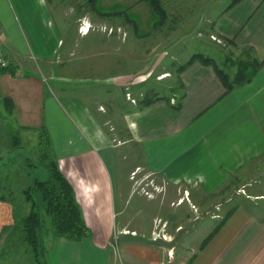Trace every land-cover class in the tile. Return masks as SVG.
I'll list each match as a JSON object with an SVG mask.
<instances>
[{
  "label": "crops",
  "instance_id": "0c3cea01",
  "mask_svg": "<svg viewBox=\"0 0 264 264\" xmlns=\"http://www.w3.org/2000/svg\"><path fill=\"white\" fill-rule=\"evenodd\" d=\"M63 1L0 0V36L6 55L16 68V74L0 73V161L6 163L8 159L11 166L19 167L14 160L16 150L33 142L46 125L59 166L72 183L85 221L92 229L91 236L79 241L57 237L52 232L45 253L48 264L168 263V249L148 238L151 229L143 227L147 225L144 218L141 226L134 227L132 217L121 221L130 206L128 199L134 191L131 175L137 167L141 170L144 166L145 171L158 176L166 192L168 187L185 189L189 192L187 198L191 195L190 200L196 205L207 196L233 187L234 178L238 188L257 190L246 194L245 199L264 200V191H259L264 189V64L251 82L228 91L213 65L195 60L184 68H176L179 90L185 93L180 108L174 105L181 95H170L164 90L160 94L170 96V101L160 99L134 108L125 104L127 101L122 105L113 100L110 106L104 94L123 86L118 78L131 73L128 69L111 70L95 77L83 73V69L75 72L74 67L79 66L73 61V43L70 40L66 45L64 35H70L62 31L54 12ZM67 1L77 5L72 9L76 8L81 20L77 24L79 38L85 39L89 32L82 33L87 29L81 30L82 26L95 25V19L87 16L90 12H83L88 9L87 0L79 5L82 0ZM198 2L202 12L209 13V22L219 36L248 53L251 48L254 56L264 60V0H240L229 7L231 1L220 12L214 7V0ZM142 4L148 3L144 0ZM188 6L187 0H178L177 10L183 13ZM96 23L98 27H121L103 20ZM106 42L119 49L121 39L114 35L101 39V45ZM149 46L147 51L151 54L150 43ZM106 87H110L107 92ZM4 99H10L12 104ZM120 104L124 107L122 122L129 143H134L144 156L143 166L137 164L125 179L120 145L114 143L105 127L106 123L119 122L116 117L122 116H116L115 111L122 108ZM7 105L11 106V113ZM254 179H260L257 185L253 184ZM183 194L182 203L186 202ZM0 195L7 196L0 198L1 252L15 220L11 195ZM164 198L161 203L168 200ZM234 207L227 223L192 264H264V216ZM118 232L124 240L115 248ZM16 250L23 254L22 249ZM1 262L27 264L18 258H0Z\"/></svg>",
  "mask_w": 264,
  "mask_h": 264
},
{
  "label": "rangeland",
  "instance_id": "374dc122",
  "mask_svg": "<svg viewBox=\"0 0 264 264\" xmlns=\"http://www.w3.org/2000/svg\"><path fill=\"white\" fill-rule=\"evenodd\" d=\"M145 1L148 4H142L144 0H101V3L95 6V10L87 2L88 9L83 12H90L87 16L95 19V25L88 24L89 34L85 39L79 38L81 34L77 30V24L81 23V20H79L76 8L72 9V6H77L74 1L64 0L59 10L54 9L62 31L70 35V38L66 34L64 35L67 38L66 45L68 46L70 40L71 44L73 43L75 54L73 61L79 66L74 67L75 72H81L83 69V73H89L95 77L102 76L111 70L124 71L128 69L131 73L118 78V81L122 80L124 85H121L123 86H116V89L104 94V97L107 98L105 102L108 105L112 106L113 100L116 102L119 100L122 105L127 101L125 104L138 108L139 101L146 94L154 96V92L163 93V90L170 95H181L176 81V68L195 53L212 56L217 63H220L226 56L232 59L249 57L247 50L238 48L220 38L214 31L213 24L209 22V13L202 12L199 0H196L194 6L193 0H187L189 9L185 8L183 13L177 10L178 0H160L164 9L163 14L157 12L149 0ZM231 1L214 0L216 2L214 7L217 12H220ZM78 2V5L83 2L85 4L86 0ZM116 12L118 14H115ZM97 20H103L111 25L119 23L121 27H98L96 26ZM84 31L82 30V33ZM112 35L115 39L120 37L119 49H114L116 46H108L107 42L101 45L102 38ZM96 38H98L97 41H95ZM149 43L152 49L151 54H148L147 51L150 47ZM145 50L147 53H144ZM114 80L116 81V78ZM108 89L110 87H106L105 92ZM123 108H118L115 111L116 116H122L116 117L119 122L106 123L105 127L114 137V143L120 145V166L122 179H125L127 172L137 164L143 166L144 156L142 150L140 153L134 143H129L128 131L122 122ZM41 134L42 132H38L35 140L32 139L33 142L27 144L23 149L16 150L14 160L18 161L19 167L11 166L8 159H5L6 163L0 161V194H10L14 203L22 205L23 214L30 209L29 204L25 202V190L33 185L32 177H36L38 180H46L49 177V171L42 159L44 151L48 147L46 143L53 141L49 130L43 136L44 143H42ZM141 165L140 167H142ZM137 168L135 176L133 173L131 175L134 191L128 199L130 206L127 212L123 213L121 221L124 222L125 218L132 217L135 220L132 223L134 227L141 226L140 223L144 218L147 225L143 227L151 229V235L148 238L155 244H163L165 249H168V253L172 250L175 255L174 262L177 264L182 262L190 264L189 262L196 253L198 255L203 252L200 249L202 241L232 207L238 206L252 214L264 216V200L256 202L244 198L246 194L257 190H246L245 186L238 188L239 184L235 178L233 187L231 185L215 195L207 196L202 204L196 205L190 200L191 195L190 198H187L189 192L185 189L168 187L166 192V188H162L161 179L158 176L151 171H145L144 166L141 170L139 167ZM259 181L260 179H254L253 184L257 185ZM259 191L263 192L264 189H259ZM182 192L186 196V202L183 203ZM33 194L44 219L42 230L44 246L49 248L54 226L51 216L45 212V203L41 194L38 192ZM127 194L128 192L125 193L126 198L129 196ZM148 196L152 198H148ZM237 196L238 198H236ZM161 197H165V200L168 198V200H163L164 203H161ZM227 197L236 199L230 202ZM157 214L162 217L157 218L159 217ZM156 233L161 234L162 237L156 239ZM163 233L166 235L164 236ZM123 240L124 237L118 232L114 239L115 248ZM21 249L24 255L21 252H16L15 247L5 246L1 252L4 251L3 257L6 259L2 258L1 254L0 258L5 261L18 258V260H25L27 264H33L32 258L29 257L30 248L26 245ZM206 256L208 258V255ZM245 262L237 261L234 264H246ZM43 263L48 264L47 259Z\"/></svg>",
  "mask_w": 264,
  "mask_h": 264
},
{
  "label": "trees",
  "instance_id": "16d2710c",
  "mask_svg": "<svg viewBox=\"0 0 264 264\" xmlns=\"http://www.w3.org/2000/svg\"><path fill=\"white\" fill-rule=\"evenodd\" d=\"M149 1L157 12L163 14L164 9L160 0ZM239 1L240 0H232L229 7L234 6ZM87 2L91 8L95 10L98 0H87ZM115 14L118 13L116 12ZM220 38L234 45L233 41L226 39L222 35ZM249 51L251 53H249V57L247 58L239 57L232 59L226 56L220 63H217L212 56L203 53H195L185 64L178 68H184L195 60L204 64L213 65L227 90L231 91L251 82L264 64V60H259L252 54L251 48H249ZM4 72L16 74V68L12 64L7 68H0V73ZM184 96L185 93L181 94L180 101L178 100L174 105L175 108H180L181 100ZM160 99H167L170 101V96L161 95L160 92H154V96L146 94L144 98L139 101L138 107H146ZM4 100L6 103H10L9 105L12 104L10 99ZM7 109L9 113L12 112L11 106L8 107L7 105ZM39 131L42 132V143H44L43 136L45 133H48V129L44 125ZM46 144L48 147L44 151L42 160L49 171V177L46 180L35 179L33 185L25 190V202L30 206L27 213H22V205L14 203L15 221L11 231L6 235L5 241V243H7L6 246L15 247V249H21L27 245L30 248L29 257L32 258L33 264H44L43 262L46 260V247L44 246L42 238L44 219L39 211L38 202L34 198V192H38L42 196L45 203V212L51 216L55 236L79 241L92 235V229L85 221L82 207L76 197L75 189L60 168L51 141H48ZM14 145H16V143H14ZM0 198L6 199L7 196L0 195ZM236 207L238 206L234 208ZM232 211V209L229 210L226 216L219 221L213 230L204 238L200 249L203 250L215 235L219 233L232 215ZM196 256L197 254L192 257L189 262L190 264Z\"/></svg>",
  "mask_w": 264,
  "mask_h": 264
},
{
  "label": "built area",
  "instance_id": "2783aa9c",
  "mask_svg": "<svg viewBox=\"0 0 264 264\" xmlns=\"http://www.w3.org/2000/svg\"><path fill=\"white\" fill-rule=\"evenodd\" d=\"M85 27H87V29L84 31V33H85V32H88V30H89V28H90L89 25H87V26H85V25L82 26V28H85ZM10 65H11V61H10V59L7 57V55H6L5 51H4L3 44H2V40H1V36H0V68H7V67H9ZM136 172H137V171H134V172H133V176H135ZM181 200H183V199H181ZM156 234H157L156 239H157L158 237H162L161 234H159V233H156ZM163 235L165 236L166 234L163 233ZM117 251H118V249H117ZM168 256H169V260H168V263H167V264H176V263L174 262V259H173L174 254H173V251H172V250L168 253Z\"/></svg>",
  "mask_w": 264,
  "mask_h": 264
}]
</instances>
